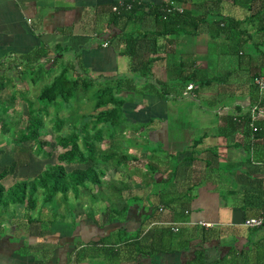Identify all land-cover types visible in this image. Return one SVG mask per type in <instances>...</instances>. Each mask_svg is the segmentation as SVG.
Masks as SVG:
<instances>
[{
  "label": "crops",
  "instance_id": "0c3cea01",
  "mask_svg": "<svg viewBox=\"0 0 264 264\" xmlns=\"http://www.w3.org/2000/svg\"><path fill=\"white\" fill-rule=\"evenodd\" d=\"M122 1L0 0V77L26 69L31 77L41 64L54 77L69 64L93 80L92 93L129 77L140 83L123 82L121 95L134 101L123 106L121 128L132 130L134 144L129 153L121 148L127 161L118 170L105 164L113 182L81 187L74 221L44 226L14 216L0 234V264H264V224H244L264 208V109L253 122L261 135L244 121L264 102L252 84L264 72V30L243 23L251 35L237 55L236 30L218 32L214 20L246 18L248 9L233 0H178L203 18L198 28L156 34L153 14L144 13L125 29L134 24L141 36L131 57L122 21L111 20V6ZM132 1L148 10L165 0ZM189 76L197 80L184 83Z\"/></svg>",
  "mask_w": 264,
  "mask_h": 264
},
{
  "label": "trees",
  "instance_id": "16d2710c",
  "mask_svg": "<svg viewBox=\"0 0 264 264\" xmlns=\"http://www.w3.org/2000/svg\"><path fill=\"white\" fill-rule=\"evenodd\" d=\"M171 1L172 4L169 3L170 0H165L161 5L149 7L148 10L145 9L143 4L132 0H125L121 3L114 2L117 8L114 10L112 9L113 5L111 6V20L114 23H120L122 21L121 30L125 43L124 53L131 57L138 54L136 46L141 38L138 27L132 24L129 31H125V29L130 23L141 20L144 13L150 12L153 14L157 23L156 34L167 35L178 33L188 26L193 31L198 28L203 18L191 15L185 8H181L180 10L178 0ZM233 2L248 9L250 11L249 17L242 19L219 17L214 20V23L217 26L218 32L233 28L236 30V33L233 34V40L237 44V55H241L243 47L246 44L245 42L251 35L247 31V26L241 27V25L243 23H255L257 30H264V0H233ZM143 69L144 72L149 71L146 70L148 69L147 65H144ZM263 74L264 72H258L253 77ZM193 78L191 76L187 77L184 83H187L189 79L191 80ZM196 80L194 78L193 81ZM123 82L126 83V89L138 88L134 77H129L126 81L118 80L112 84L106 83L93 91L94 112L88 115V117L92 120L90 128L94 132L91 133L90 128H88L89 121L85 119L77 126V129H73L64 134H57V143L63 149L58 154L57 163L49 164L33 178L17 179L9 186H6L3 180L15 171L17 162H12L9 166L0 169V213L1 211L7 213L10 206H12V211L14 212H18L23 207L33 211L36 209L39 199H41L42 205L38 209V212L42 213L45 205L49 206L53 202L57 203L59 201V193L62 200L66 201L70 190L79 194L81 187H87L90 183L99 185L101 183V176L103 175L100 161H104L106 164L107 162L112 163V167L115 170H118V167L127 161L126 154L122 152L117 144H110L104 150L99 148V143L104 139V130H107L111 137H113L118 129L126 122V115L123 110L126 99L121 95L124 89ZM92 84V79H86L85 76H82V73L78 72L76 66L68 64L62 66L58 74L41 88L37 97L43 100L46 107L59 102L66 103L72 97L76 96L78 90L87 91ZM252 84L256 87L259 95H264V92L260 93L257 86L254 83ZM0 88H3L2 82H0ZM0 97L4 98L2 96ZM13 97L11 99H14ZM1 98L0 133L4 134L9 129L4 116L7 110L6 103ZM6 101L8 100L6 99ZM31 106L28 117L30 121L27 122L25 130H22L15 137L16 141L25 142L33 140L39 143L37 148L38 153L50 155L42 148L43 143L39 142L40 130L43 127V121L40 117L41 112L39 111L35 115V110ZM259 106L260 109H264L263 100H260ZM244 121L246 124L247 122L249 123L251 116L244 117ZM62 125V118L56 117L53 125L55 131L59 132ZM255 134L256 136L261 135L259 128H257ZM79 139L82 140V146L79 143ZM66 164H78L79 166L68 170L65 166ZM40 195L42 196L41 198H39ZM27 217L28 220L32 218L29 217V214ZM170 228V230H173L172 227ZM0 234H2L1 230Z\"/></svg>",
  "mask_w": 264,
  "mask_h": 264
},
{
  "label": "rangeland",
  "instance_id": "374dc122",
  "mask_svg": "<svg viewBox=\"0 0 264 264\" xmlns=\"http://www.w3.org/2000/svg\"><path fill=\"white\" fill-rule=\"evenodd\" d=\"M24 71L26 73L28 70L26 69ZM34 71L39 72L38 74L34 73L33 75H31V77H28V75L25 73L21 74L20 77L17 76L14 78H12L10 74L0 77V82L3 83V88H0V94L5 96V98L8 100H10V98H7L8 95H14V99H11V101L9 102H6L5 98L0 97L2 101L6 103L7 110L4 116L7 127L9 129L4 134L0 133V169H3L5 166H9L12 162H17L15 171L3 180L6 186H9L17 179L34 177L49 164L57 163L58 154L63 151L61 146L57 143V134H64L70 132L73 129H77V126H79L85 119L86 121H89L88 128H90L92 122L88 115L94 112V98L92 97L91 93L92 90L96 87H91L87 91L78 90L76 92V96L72 97L68 102L54 103L46 107L43 100H41L37 96L41 88L49 83L53 76L51 75L52 73L50 72V70L46 68L45 64H41L40 67L39 65H36ZM136 83L140 84L139 82ZM131 94L132 93L125 95L127 101H134ZM30 106L33 110H35V115L38 114L39 111L41 112L40 117L43 121V127L40 130L39 142L43 143L42 148L50 155L38 153L37 148L39 143H36L33 140H28L25 142L16 141L15 137L18 136L19 133L22 132V130H25L27 122L30 121V119L28 118ZM129 114L131 113H128V115ZM56 117L62 118L63 120V125L59 132L55 131L53 127ZM90 131L91 133L94 132L92 128H90ZM103 134L104 139L99 143V148L101 150L108 148L111 142L109 141V137H111V135H109V132L107 130H104ZM133 136L134 135L132 130H125L121 128L118 129L113 137H111V140L112 142L115 141V143L116 141L122 143L123 146L119 147L124 148L127 152L128 147L134 144V142L128 140L127 138ZM79 143L82 146L81 139H79ZM107 163L109 164V162ZM105 164L106 163H104V161H100L101 168L105 169V174L101 176V183L99 184V186L112 181V179H110V177L108 176L109 169L108 167H105ZM65 166L68 170H71L73 167L79 165L66 164ZM110 169H112V166H110ZM91 185L97 187L92 183ZM99 186L98 188H100ZM85 191V189H82L83 193ZM84 194H86L88 200V197L90 196L89 192L86 191V193ZM82 195L83 194L81 192L79 194H76L73 190H70L66 201L62 200L58 201L57 203L53 202L52 205L50 204L49 206L45 205L42 209V213L38 212V209L42 205L41 199L38 200V205L33 211H30L29 209L27 210L24 207L18 210V212L13 211L9 213V209L7 210V213L1 211V233L5 235L6 233H8L7 231L10 228L9 224L11 223L10 221L14 216L15 218H21L24 217L26 213V217L29 214V217H32L33 220L38 219L43 223L44 226L49 224L52 220L55 221L62 217L74 221V217L72 214L74 213L73 208L76 206L77 202L81 205H84V202H82ZM58 196L60 197V193L58 194ZM99 196L101 195L99 194ZM41 197L42 196L40 195L39 198ZM61 202L63 203L62 207L59 205ZM86 205V207H89L90 203L87 202ZM110 259L116 260L115 258L111 257Z\"/></svg>",
  "mask_w": 264,
  "mask_h": 264
},
{
  "label": "built area",
  "instance_id": "2783aa9c",
  "mask_svg": "<svg viewBox=\"0 0 264 264\" xmlns=\"http://www.w3.org/2000/svg\"><path fill=\"white\" fill-rule=\"evenodd\" d=\"M169 3L172 4V1L170 0ZM116 8H117V5H113L112 9L116 10ZM179 9L181 10V8H179ZM105 44H107V43H104V45ZM252 82L257 86L260 93L264 92V74L253 77ZM186 88L187 89L193 88V84H188ZM259 104L260 103H257L251 108L250 125H251L253 131L257 130V127L254 125L253 122L255 120L256 113L260 111ZM200 223L203 225H209V223H206V222H200ZM244 224L248 227H256V226L263 225L264 224V208L261 210V212L258 215L249 217L247 220H245ZM170 225H172L171 227L175 231H177L179 228L177 223H172Z\"/></svg>",
  "mask_w": 264,
  "mask_h": 264
}]
</instances>
